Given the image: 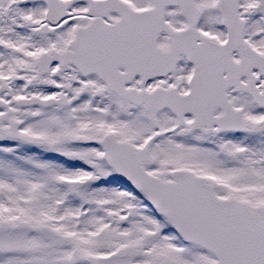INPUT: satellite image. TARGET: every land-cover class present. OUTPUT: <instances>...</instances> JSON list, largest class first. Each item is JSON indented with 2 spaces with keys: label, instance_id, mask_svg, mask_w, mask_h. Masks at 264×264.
Returning a JSON list of instances; mask_svg holds the SVG:
<instances>
[{
  "label": "snow or ice",
  "instance_id": "snow-or-ice-1",
  "mask_svg": "<svg viewBox=\"0 0 264 264\" xmlns=\"http://www.w3.org/2000/svg\"><path fill=\"white\" fill-rule=\"evenodd\" d=\"M0 264H264V0H0Z\"/></svg>",
  "mask_w": 264,
  "mask_h": 264
}]
</instances>
